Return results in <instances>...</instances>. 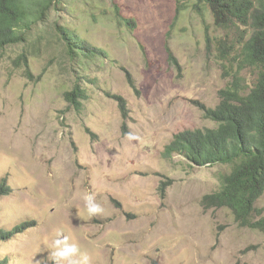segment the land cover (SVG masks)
<instances>
[{
	"label": "rangeland",
	"instance_id": "rangeland-1",
	"mask_svg": "<svg viewBox=\"0 0 264 264\" xmlns=\"http://www.w3.org/2000/svg\"><path fill=\"white\" fill-rule=\"evenodd\" d=\"M59 27L97 57L86 67L70 57ZM226 36L197 0H64L24 45L7 48L0 184L10 191L0 197V230L12 235L0 240V259L54 264L62 232L91 264H264L261 231L202 206L230 167L165 155L176 134L217 126L208 110L231 80L219 51ZM75 84L89 95L80 111L64 97ZM89 193L102 213H87ZM256 207L264 217V194Z\"/></svg>",
	"mask_w": 264,
	"mask_h": 264
},
{
	"label": "trees",
	"instance_id": "trees-1",
	"mask_svg": "<svg viewBox=\"0 0 264 264\" xmlns=\"http://www.w3.org/2000/svg\"><path fill=\"white\" fill-rule=\"evenodd\" d=\"M62 3L64 0H0V64L7 48L24 45L29 33L48 22L51 12ZM197 4L205 5L215 26L227 34L219 41V51L231 69V80L220 91L219 105L208 110L217 126L176 134L165 147V155H179L190 167L229 166L221 188L205 195L202 206L205 210L230 209L241 228L264 234L262 210L256 207L264 194V0H197ZM117 17L134 26V20L125 18L119 8ZM59 31L70 57L81 59L85 67L97 57L92 52L95 48L74 31L62 27ZM234 35L236 39L231 38ZM21 59L28 61L26 54ZM245 72L251 77H245ZM64 97L78 111L89 99L87 90L79 84ZM115 98L127 118L125 99ZM9 191L5 182L0 184V197L8 196ZM11 235L0 230V240ZM9 261L0 259V264Z\"/></svg>",
	"mask_w": 264,
	"mask_h": 264
},
{
	"label": "clouds",
	"instance_id": "clouds-1",
	"mask_svg": "<svg viewBox=\"0 0 264 264\" xmlns=\"http://www.w3.org/2000/svg\"><path fill=\"white\" fill-rule=\"evenodd\" d=\"M84 200L89 215H97L104 211L102 206L96 202L93 194L89 193L84 197ZM52 249L50 256L54 264H91L89 254L80 252L76 243L70 244L68 236L62 232L56 233V238L52 242Z\"/></svg>",
	"mask_w": 264,
	"mask_h": 264
}]
</instances>
